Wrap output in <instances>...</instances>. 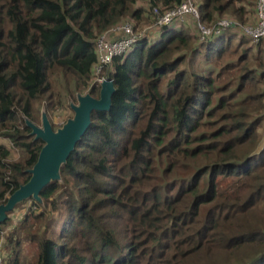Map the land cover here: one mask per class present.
I'll return each instance as SVG.
<instances>
[{
  "label": "trees",
  "instance_id": "16d2710c",
  "mask_svg": "<svg viewBox=\"0 0 264 264\" xmlns=\"http://www.w3.org/2000/svg\"><path fill=\"white\" fill-rule=\"evenodd\" d=\"M180 1L0 0V204L29 180L43 146L25 118L40 121L41 104L54 128L49 112L98 97V35L153 23L152 6ZM197 2L207 24L255 18L256 0ZM192 27L153 28L106 67L110 109L92 111L40 200L22 201L56 223L24 232L37 253L26 264H264V41L237 27L199 41ZM7 239L4 264H25L26 241L15 230Z\"/></svg>",
  "mask_w": 264,
  "mask_h": 264
},
{
  "label": "water",
  "instance_id": "95a60500",
  "mask_svg": "<svg viewBox=\"0 0 264 264\" xmlns=\"http://www.w3.org/2000/svg\"><path fill=\"white\" fill-rule=\"evenodd\" d=\"M113 92V81L107 77L99 85L98 97H94L88 92L78 94L76 96L77 102L70 103L73 115L56 129L52 127L44 111L40 125L25 119L26 125L30 128V134L35 140L40 139L43 146L36 162L28 169L31 175L29 180L10 194L6 202L0 204V223L6 219L7 213L17 203L29 198L40 200L41 189L51 180L60 178V166L66 162L76 143L89 127L92 111H108Z\"/></svg>",
  "mask_w": 264,
  "mask_h": 264
},
{
  "label": "built area",
  "instance_id": "2783aa9c",
  "mask_svg": "<svg viewBox=\"0 0 264 264\" xmlns=\"http://www.w3.org/2000/svg\"><path fill=\"white\" fill-rule=\"evenodd\" d=\"M254 9L253 22L241 24L234 18L225 16L207 24L200 19L197 0H181L177 5L165 10L152 6L150 11L153 23L136 29L132 22L125 21L113 25L98 35L94 45L97 61L93 66L91 84L99 86L107 78L104 71L113 58L124 54L135 42L147 36L153 28L170 26L174 23L181 25L188 19L192 20V30L199 41L219 35L228 28L237 27L250 38L252 44H258L261 40L264 41V0H256Z\"/></svg>",
  "mask_w": 264,
  "mask_h": 264
},
{
  "label": "rangeland",
  "instance_id": "374dc122",
  "mask_svg": "<svg viewBox=\"0 0 264 264\" xmlns=\"http://www.w3.org/2000/svg\"><path fill=\"white\" fill-rule=\"evenodd\" d=\"M152 22L150 21V19L145 18L144 20H141L139 22V26L141 29L142 27L151 24ZM190 31H192L191 29H189ZM259 48H261L260 52L258 54L260 58L264 59V46L263 45H258ZM237 56H235L232 60H235ZM254 57H251V59L253 60ZM214 70H217L214 68ZM60 79L54 78V85H56L59 82ZM87 93V92H85ZM82 94V93H81ZM69 102V100H68ZM77 100H75L74 102L71 103H76ZM70 103V102H69ZM38 108H41L40 113H42L43 111L46 112L42 107L41 104L37 105ZM49 117L51 119V122H53V126L54 129L60 127L67 118L71 117L73 115V111L71 110V108H64L62 110H57V111H53V112H49ZM41 116L40 115V121H38L35 124H41ZM27 119V118H25ZM29 120V119H28ZM259 142L257 144L258 148L261 149L264 145V122H263V126L260 129V136H259ZM2 142L5 143L9 148H11L12 153H11V159L12 160H17L20 157V150L12 148L11 143L9 141H7L6 139H2ZM26 200V199H25ZM36 200V199H34ZM40 208L37 206L36 208L33 207V205L31 204V201H27L25 203L19 202L15 205V207L7 213V217H9L0 223V259L3 262V264L5 263V261L7 260V258L9 257L10 251L12 250V243H8V239L7 236L8 234L15 230V235L19 240L26 241L23 242L22 247H23V258H22V262H29L32 263L35 260L36 257V249H35V245L33 242H27L28 240H25V236L26 234L24 232H37L38 229L40 230H48L51 232H53L56 227V223H55V218L54 216H52L53 214H49L47 215L45 218H35V215H38L40 212ZM24 214H26V216H24ZM57 217V216H55ZM25 223H24V219ZM7 221V222H6ZM5 222V223H4ZM22 226H26V230L22 231L21 227ZM20 227V228H19ZM48 231V232H49ZM58 232V231H56ZM56 232H54V234H56ZM21 242V243H22ZM28 263V264H29ZM26 264V263H25Z\"/></svg>",
  "mask_w": 264,
  "mask_h": 264
}]
</instances>
